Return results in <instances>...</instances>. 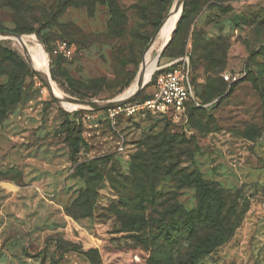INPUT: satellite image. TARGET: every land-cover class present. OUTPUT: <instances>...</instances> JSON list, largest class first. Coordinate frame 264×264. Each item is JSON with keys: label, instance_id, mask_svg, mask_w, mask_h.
<instances>
[{"label": "rangeland", "instance_id": "rangeland-1", "mask_svg": "<svg viewBox=\"0 0 264 264\" xmlns=\"http://www.w3.org/2000/svg\"><path fill=\"white\" fill-rule=\"evenodd\" d=\"M177 1L61 9L56 0H30L25 22H16L13 8L0 2V31L29 25L15 34L35 35L50 48L64 40L73 48L72 60L54 58L52 66L47 52L58 94L111 102L138 87L148 57L155 62L152 78L170 58H188L203 102L181 116L112 117L111 110L71 108L55 99L33 65L31 54H43L36 44L0 39V65L11 67L2 61L5 49L27 65L15 69L21 101L0 126V264H148L145 232L128 224L121 206L136 191L133 163L145 152L143 143L165 133L190 143L176 171L161 175L157 190L164 199L195 209L198 174L231 200L249 204L230 241L202 264H264V50L254 54L264 47V0H185V18L164 58L168 39L160 34L147 55ZM151 81L137 101L153 93ZM11 84L0 78V85ZM81 164L86 169L78 177ZM86 197L87 206L79 207Z\"/></svg>", "mask_w": 264, "mask_h": 264}, {"label": "trees", "instance_id": "trees-1", "mask_svg": "<svg viewBox=\"0 0 264 264\" xmlns=\"http://www.w3.org/2000/svg\"><path fill=\"white\" fill-rule=\"evenodd\" d=\"M56 1L57 8L61 9L76 6L96 8L97 5L119 8L118 0ZM0 2L13 8L16 22L18 20L25 22L24 20H27V16L31 12L30 0H0ZM63 11L61 10L60 13ZM117 11L114 9V16H117ZM184 18L185 13H183L174 35L180 30ZM18 26L20 28H17L15 33L19 34L25 33L26 29L31 27L21 24ZM33 29L30 30L34 31ZM217 41H222V38ZM44 46L51 56V66L56 62L54 58H62L53 55L54 47L50 48L46 42H44ZM220 49L221 46L217 47L215 51ZM262 50L264 47L260 52H254V54L259 55ZM163 58L164 54L161 56V59ZM175 60L170 58V62ZM2 61L5 64H10L11 67L5 68L0 65V78L7 76L12 79L13 84L11 86L0 85V126L21 101L22 89L20 86H14L18 79V77L14 78L17 74L15 69L17 67L19 70H25L27 67L20 57L8 49L3 52ZM12 67H14L13 70ZM160 72L157 71L152 78V83ZM261 73L264 74V69L261 70ZM191 83L199 104L203 105L196 93L192 69ZM140 96L139 94L134 102H142L150 98L148 95L144 96L141 101H137ZM194 106H196L195 103L190 102L187 108L202 107ZM189 143V138L186 136H171L169 133L149 137L143 143L145 152L141 151L133 163L136 180L132 182L131 187L133 186L136 191L131 190L130 198L123 202L121 208H126L128 211L126 213L129 216L128 224L137 231L145 232V239L141 244L150 252L148 264H202L205 258L230 241L249 210V204L246 201L241 203L237 198L231 200V195L228 197V192L224 188L205 181L198 174L195 175L193 182L198 199L195 209L187 211L172 198L164 199V195L157 190L161 175H170L176 171L182 155L189 154ZM84 169H86L84 164L76 167L78 177L84 176ZM84 194L86 195L87 192ZM84 194H80L78 199L81 200ZM80 200L76 203H79ZM88 200L87 197L82 200L79 207L87 206ZM74 217L77 218L76 215Z\"/></svg>", "mask_w": 264, "mask_h": 264}, {"label": "built area", "instance_id": "built-area-1", "mask_svg": "<svg viewBox=\"0 0 264 264\" xmlns=\"http://www.w3.org/2000/svg\"><path fill=\"white\" fill-rule=\"evenodd\" d=\"M74 50L67 41L60 40L53 49V55L72 60ZM161 71L153 83V93L142 102H132L112 109V117L123 114L126 117L155 114L161 116H181L190 102L200 106L191 83V67L188 58L175 60L161 66ZM227 81L231 76H225Z\"/></svg>", "mask_w": 264, "mask_h": 264}, {"label": "bare ground", "instance_id": "bare-ground-1", "mask_svg": "<svg viewBox=\"0 0 264 264\" xmlns=\"http://www.w3.org/2000/svg\"><path fill=\"white\" fill-rule=\"evenodd\" d=\"M180 14L181 13L177 11V5H176L175 9L172 12V15H170L168 17V19L165 21L164 25L162 26V28H161V30L159 32V34H160V35L158 34L160 36L159 39H161V40H167L168 39V41L170 40L175 28L178 25ZM0 39H2V38L0 37ZM12 40L21 41V42H32V43L36 44L41 49V52L44 55L43 54L41 55V54H39L37 52H36L37 54H31V59H32L33 65L35 66V68L38 71L43 70V71H46L50 75L48 55L45 52L44 46L37 40L35 35L26 36L23 39L13 38ZM155 42H156V40H155ZM155 42L147 50V55L150 54V52L152 51ZM167 43H166V45H167ZM23 45H24V43H23ZM46 58H47V60H46ZM46 62H47V64H46ZM46 66H47V68H46ZM154 66H155V62L151 58L148 57L146 59L145 69H144V82H145V84H147V83L149 84V82H150V80H151V78L153 76ZM139 82H140V74H139L138 87H136L135 90L134 89L130 90L129 93L127 95H125L123 98H128V97L132 96L136 91H138L140 89V87H141ZM51 83H52V81H51ZM48 90H49V88H48ZM54 94L57 97H59L60 99H62V100H66L68 98V97H65L64 95L58 94L57 92H55V90H54ZM68 104H69V106L71 108H75V109H78V108L82 107L81 105L74 104V103H69L68 102Z\"/></svg>", "mask_w": 264, "mask_h": 264}, {"label": "water", "instance_id": "water-1", "mask_svg": "<svg viewBox=\"0 0 264 264\" xmlns=\"http://www.w3.org/2000/svg\"><path fill=\"white\" fill-rule=\"evenodd\" d=\"M184 2L185 0H178L176 5H177V11L182 13V7L184 5ZM175 5V6H176ZM175 9V7H174ZM173 9V10H174ZM173 12V11H172ZM172 14V13H171ZM170 14V15H171ZM169 15V16H170ZM168 19V18H167ZM166 19V20H167ZM181 19V14H180V18H179V21ZM165 20V21H166ZM165 23V22H164ZM164 23L162 24V26L164 25ZM179 23V22H178ZM161 26V28H162ZM161 28L159 29L158 33H157V36L153 39V42L152 44L155 42V40L157 39L158 37V34L161 30ZM177 27L175 28L170 40L168 41L167 45L164 47V49L161 51L160 55H159V59L160 57L162 56L163 52L165 51V49L169 46V44L171 43L172 39H173V36H174V33L176 31ZM0 37L2 39H8V40H12L13 38H17V39H23L25 38L26 36L25 35H19V34H15V33H12V32H8V31H0ZM151 44V45H152ZM150 45V46H151ZM45 49V47H44ZM149 49V48H148ZM45 52L47 53L46 49H45ZM48 55V53H47ZM48 58H49V61H50V57L48 55ZM39 74L43 76L50 92L52 93V95H54L55 99L57 100H61L59 97H57L55 94H54V90H53V86H52V83H51V77L50 75L46 72V71H39ZM151 81V80H150ZM140 89L138 91H136L132 96L128 97V98H121L120 96L117 97L115 100L111 101V102H107V103H101V104H98V103H95V102H87V101H82V100H78V99H73V98H70L68 97L66 100H61L62 102L64 101H67L69 103H74V104H78V105H81L82 107H88L89 109L91 110H112V109H116L118 107H121L123 105H126V104H129V103H132L135 101L136 97L138 96V94L145 89V87L147 86V84H145L144 82V67L142 66L141 70H140Z\"/></svg>", "mask_w": 264, "mask_h": 264}]
</instances>
